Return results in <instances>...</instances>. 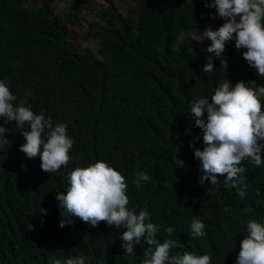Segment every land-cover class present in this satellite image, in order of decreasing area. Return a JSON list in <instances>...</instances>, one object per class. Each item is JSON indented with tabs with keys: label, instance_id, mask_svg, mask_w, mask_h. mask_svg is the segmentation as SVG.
<instances>
[{
	"label": "trees",
	"instance_id": "1",
	"mask_svg": "<svg viewBox=\"0 0 264 264\" xmlns=\"http://www.w3.org/2000/svg\"><path fill=\"white\" fill-rule=\"evenodd\" d=\"M57 3L0 0V80L17 96L14 104L26 100L34 113L51 116L54 126L66 124L73 139L69 163L49 174L39 156L29 159L20 150L22 130L29 126L21 129L0 118L8 129V143L0 144V264H64L80 256L85 264H143L149 246L142 240L132 254L125 253L122 227L104 221L90 227L75 217L72 225L60 227L65 218L57 191H67L71 171L97 161L125 176L126 207L150 214L146 223L160 227L157 239L176 241L170 256L209 254L211 264H235L248 221L264 224V164L241 162L244 197L225 187L223 176L218 185L202 186L194 148L205 147L203 131L189 107L201 97L211 99L228 79L233 86L249 80L264 85L243 57L247 49H237L235 39L226 45L225 74L221 59L206 51L211 41H192L209 25L215 30L224 23L219 16L210 18L215 8L205 0H140L125 12L103 6L85 24L83 38L94 39V52L86 41L75 43L69 36L68 23L72 17L81 20L87 2L69 11L58 10ZM213 60V71L204 73ZM261 103L264 110V97ZM141 172L150 179L137 187ZM42 208L47 212L41 214ZM194 219L204 221L206 234L191 239Z\"/></svg>",
	"mask_w": 264,
	"mask_h": 264
},
{
	"label": "clouds",
	"instance_id": "2",
	"mask_svg": "<svg viewBox=\"0 0 264 264\" xmlns=\"http://www.w3.org/2000/svg\"><path fill=\"white\" fill-rule=\"evenodd\" d=\"M206 6L215 8L211 19L217 16L223 18L217 29L211 25L197 35L192 41L203 43L205 39L211 44L206 48L209 57H219L220 67L228 70V60L223 54L226 45L235 39L237 49H247L243 52L244 59L256 73L264 77V0H205ZM91 13L92 11L89 10ZM239 18V19H238ZM215 68L214 60L203 67L204 73H210ZM264 97V85L256 81H239L234 86L228 79L215 91L211 99L201 97L191 103L189 111L195 125L203 131V150L194 148V158L200 161L199 169L203 173L200 184H219V176L224 177V186L236 188L240 197L245 196L243 183L246 169L241 166L245 159L251 160L255 166L264 164V110L261 98ZM17 96L10 90L5 80H0V118L5 124L15 122L22 130L25 143L20 150L32 159L37 156L41 160V169L47 173L57 172L61 166L70 161L69 150L73 147V139L67 135V125L54 122L51 116L45 118L43 112L37 114L31 106H25L26 100L19 104L14 102ZM205 112L207 118L205 119ZM8 129L0 126V144H7L5 133ZM178 166L185 162L173 155ZM150 179L146 172L137 175L135 184L140 187L142 182ZM67 191H57L61 216L60 227L72 225L73 217L96 227L100 222L108 226L126 229L120 236L121 246L125 253L132 254L134 248L142 240L149 247L144 251L143 264H211L209 254L202 256L185 252L183 255L170 256V250L177 247L174 240L157 239L160 227L146 220L150 219L147 211L137 214L126 206L129 197L126 194L128 185L125 176L105 161H97L87 167L75 168L68 175ZM47 210L42 208L41 214ZM33 225L29 226L32 229ZM205 223L194 219L190 225L191 239L204 236ZM172 233L173 228L165 229ZM154 246V247H153ZM183 247V244L179 245ZM50 264H61L60 260ZM64 264H85V258H69ZM235 264H264V224L250 219L247 223V235L240 241V251Z\"/></svg>",
	"mask_w": 264,
	"mask_h": 264
},
{
	"label": "rangeland",
	"instance_id": "3",
	"mask_svg": "<svg viewBox=\"0 0 264 264\" xmlns=\"http://www.w3.org/2000/svg\"><path fill=\"white\" fill-rule=\"evenodd\" d=\"M47 1L48 0H44V2H47ZM65 1H63V3H59L58 2L55 7L58 10H61V8L64 7V6H62V4H64ZM80 2H83V1L81 0ZM94 4L97 7V9L100 10V7H101L100 3H94ZM90 7L91 6H88L87 10L82 12L81 20H78L75 17H72V21L73 22L68 23V25H69V36H70V39L73 42H75V43L80 42V41H86L88 43V45H90V50H93L94 52H97L98 51V45L95 44L96 42L94 41V39L90 38V35L88 37H84L83 40L81 38V36L86 34V26H85V24H88L90 22V19L96 17L95 16L96 13L94 12L93 8L91 9L92 12L91 13L89 12ZM115 7L121 9L124 12L126 11L125 7L123 6V4H121L119 1H118V5L115 6ZM97 13H100V11H98Z\"/></svg>",
	"mask_w": 264,
	"mask_h": 264
},
{
	"label": "crops",
	"instance_id": "4",
	"mask_svg": "<svg viewBox=\"0 0 264 264\" xmlns=\"http://www.w3.org/2000/svg\"><path fill=\"white\" fill-rule=\"evenodd\" d=\"M57 2L59 3H63V1L65 0H56ZM80 1L81 0H66L64 2V4H62V6H64V9H66V11H69L70 8H73L74 6H78L76 4H80ZM83 2L82 3H86L87 6H91L90 7V10L93 8L94 9V12L96 13L95 16H97V12L101 10V8L103 6H110V7H113V6H117L118 5V1L123 4V6L125 7L126 5V8L129 6V7H132V8H137L140 6V0H115L113 2V4L109 3L107 0H82ZM77 2V3H76ZM66 3V4H65ZM94 3H100V10L97 9V7L95 6ZM84 10V9H83ZM65 11V12H66ZM81 38L83 39V36H81Z\"/></svg>",
	"mask_w": 264,
	"mask_h": 264
}]
</instances>
